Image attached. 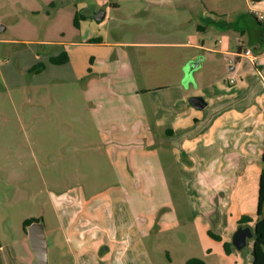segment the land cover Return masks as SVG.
<instances>
[{
    "label": "crops",
    "instance_id": "1",
    "mask_svg": "<svg viewBox=\"0 0 264 264\" xmlns=\"http://www.w3.org/2000/svg\"><path fill=\"white\" fill-rule=\"evenodd\" d=\"M75 1V12L84 16L78 29L88 31L90 40L86 43L97 48L91 54L95 61L91 62L90 74L85 76V110L92 123L82 136L88 143L82 146L95 144L105 149L103 160L116 174L119 182L115 187L120 194L141 188L153 194L154 176L159 174L167 202L159 206L158 218L153 209L147 217L138 216L136 235L121 239L91 237L88 232L98 228L95 223H79L81 215L77 220L75 216L69 218L66 232L59 227L55 233L61 231L63 235L53 236L50 244L48 241L47 256L50 248L55 253L48 256V264H166L162 259L169 257L167 248L154 250L158 239L149 234L157 228L161 214L169 213L172 220H166L165 229L177 226L181 206L192 217L199 252L196 259L204 264H214V260L217 264H251L253 237L236 250L232 236L240 217L252 219L241 226L250 231L257 218L264 153V46L259 39L264 42V32L258 31L257 19L250 11L264 16V0H242L246 12L223 13L231 20L222 23H215L213 10L207 9L202 0H191L190 4L184 0H146L154 15L178 13L185 17L186 24L193 21L195 31L190 40L186 31H181L182 23L179 31L170 34L173 39L159 31L166 36L140 32L138 37L124 40L122 34H110L106 29L111 8L118 9L121 0ZM192 1L201 3L200 7ZM188 9L195 11L191 19ZM99 11L104 17L98 22L93 15ZM232 27L239 30L232 31L237 41L234 46L228 36L222 35L231 31H221ZM203 34L208 37L204 39ZM109 35L113 36L111 40ZM214 36L220 39L209 43ZM243 49L252 51V61L236 56ZM210 56L217 58V69L223 65V56L233 57L222 67L230 72L225 80L206 76ZM247 63L253 68L248 72ZM190 97L202 98L205 107L195 109L188 102ZM77 148L72 145L69 154L73 163ZM169 173L176 181V202ZM91 208L92 212L97 210ZM224 243L229 244L228 254ZM56 248H62L60 260ZM29 261H34L32 251Z\"/></svg>",
    "mask_w": 264,
    "mask_h": 264
},
{
    "label": "rangeland",
    "instance_id": "2",
    "mask_svg": "<svg viewBox=\"0 0 264 264\" xmlns=\"http://www.w3.org/2000/svg\"><path fill=\"white\" fill-rule=\"evenodd\" d=\"M184 1L191 3V0ZM202 1L207 9L213 10L215 15L211 17L215 23L231 20L223 17V13L246 12L242 0ZM75 2L0 0V26L3 27L0 30V264L30 263L31 250L23 230L25 220L41 221L49 244L53 236L63 235L61 231L55 233L59 227H64L66 232L68 219L75 216L77 220L80 215L79 223L85 220L86 225L95 223L98 227L89 230L91 237L121 239L136 235L138 216L147 217L153 209L158 218L159 206L167 202L159 174L154 176L153 194L148 195L142 188L127 189L125 194H120L115 187L119 182L116 174L103 160L105 149L95 144L88 148L82 146L88 143L83 137L92 123L85 110V76L90 74L91 62L95 61L91 54L97 48L86 43L90 40L88 31L73 26ZM192 3L199 7L201 4ZM117 6L118 9L111 8L106 29L110 34H122L124 40H132L140 32L173 39L170 34L179 31L180 23L188 40L195 31L193 21L188 20L186 24L185 17L178 13L154 15L148 10L146 0H121ZM191 12L195 13L189 10L188 19L192 18ZM199 22L205 24V21ZM256 27L264 31V25ZM159 31H165L166 35ZM221 31H231L222 35L230 38L231 46L237 44L232 31L239 30L232 27ZM203 36L205 39L208 34ZM112 37L109 35V40ZM219 39L214 36L209 43ZM62 53L67 57L64 64L49 63V58ZM216 59L208 58L206 76L225 80V74L230 72L222 67L233 57L223 56L221 69L215 67ZM38 66L43 68L31 71ZM249 69L253 68L247 63V72ZM72 145L78 147L74 163L69 155ZM173 177L167 174L176 202ZM91 207L97 210L92 212ZM160 216L157 228L149 235L158 239L154 250L167 248L169 257L162 260L166 264H186L198 256L190 211L181 206L180 223L169 230L164 226L169 213ZM53 253L50 248L49 258ZM62 253V248H56L58 260L62 259Z\"/></svg>",
    "mask_w": 264,
    "mask_h": 264
},
{
    "label": "trees",
    "instance_id": "3",
    "mask_svg": "<svg viewBox=\"0 0 264 264\" xmlns=\"http://www.w3.org/2000/svg\"><path fill=\"white\" fill-rule=\"evenodd\" d=\"M84 16L78 12L74 13L73 17V26L75 28L79 27V21L83 20ZM258 22V21H257ZM259 24V22H258ZM97 42V41H94ZM67 61V57L64 53L59 55L58 57L49 58V63L53 65H61ZM43 66H38L36 68L31 69V71H39ZM261 172L259 176V185H258V193H257V207H256V220L253 226V245L251 250V264H264V153L261 156ZM38 220L28 219L23 222V230L25 232V228ZM252 219L248 216H242L238 219V226L241 227L244 224L251 222ZM209 236L217 241L220 238L212 233H208ZM223 249L226 254L229 253V244L224 243ZM186 264H204L203 261L192 258L186 261Z\"/></svg>",
    "mask_w": 264,
    "mask_h": 264
},
{
    "label": "water",
    "instance_id": "4",
    "mask_svg": "<svg viewBox=\"0 0 264 264\" xmlns=\"http://www.w3.org/2000/svg\"><path fill=\"white\" fill-rule=\"evenodd\" d=\"M103 17V11H99L97 14L93 15V18L98 22L101 21ZM2 29L3 27L0 26V30ZM261 39L263 40L264 37H262ZM260 41L261 40L259 39L260 45L264 46V42ZM195 64L196 63H194V65ZM188 102L192 107L198 110L205 107V102L200 97H190L188 99ZM25 231L29 248L34 256V261L32 264H48V241L46 239L43 223L41 221L33 222L25 228ZM252 237L253 231H250L248 227H238L232 236V245L236 250H240L245 246L246 240Z\"/></svg>",
    "mask_w": 264,
    "mask_h": 264
},
{
    "label": "built area",
    "instance_id": "5",
    "mask_svg": "<svg viewBox=\"0 0 264 264\" xmlns=\"http://www.w3.org/2000/svg\"><path fill=\"white\" fill-rule=\"evenodd\" d=\"M250 12L257 19V21L259 23L264 22V16L262 14H260L259 12L255 11V10H251ZM236 56L249 59L250 61L253 60V54H252V51L250 49H243V50L239 51L238 53H236ZM232 82L233 81L231 80L230 83H232Z\"/></svg>",
    "mask_w": 264,
    "mask_h": 264
}]
</instances>
